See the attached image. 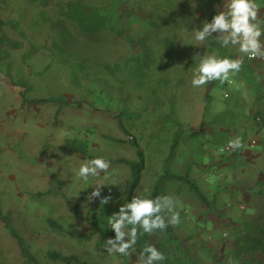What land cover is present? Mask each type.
<instances>
[{
	"label": "rangeland",
	"instance_id": "rangeland-1",
	"mask_svg": "<svg viewBox=\"0 0 264 264\" xmlns=\"http://www.w3.org/2000/svg\"><path fill=\"white\" fill-rule=\"evenodd\" d=\"M70 2L107 14L110 28L80 25L67 13ZM256 2L264 18V0ZM222 9L223 0L0 2V264H22L2 215L39 256L56 249L100 264H136V249L109 254L93 228L110 227L108 216L134 195L176 198L181 224L174 229L203 262L218 245L231 249L228 231L207 227L206 216L219 223L218 214L183 180L192 169L203 189L216 186L211 196L219 188L217 209L237 221L252 206L248 186L264 172L250 81L264 78V64L250 68V77L241 70L231 85L191 84L197 54L239 55L233 46L210 50L209 39L195 45L193 30ZM236 136L245 147L221 155ZM95 157L110 162L108 172L76 176ZM124 160L139 163L138 181ZM96 183L105 184L108 204L88 200Z\"/></svg>",
	"mask_w": 264,
	"mask_h": 264
},
{
	"label": "clouds",
	"instance_id": "clouds-1",
	"mask_svg": "<svg viewBox=\"0 0 264 264\" xmlns=\"http://www.w3.org/2000/svg\"><path fill=\"white\" fill-rule=\"evenodd\" d=\"M260 10L256 0H223V9L218 10L211 21L206 20L202 28L193 30L195 45H205L210 37H214L224 47H236L239 53L236 58L197 54L199 62L191 80L193 87L199 88L215 81L231 85L233 78L241 71L245 57L264 60V18ZM244 147L241 136L227 143L230 151ZM110 166L107 159L95 157L80 164L75 174L87 180L90 176L99 177L101 173H107ZM103 185L94 184L93 191L87 197L90 202L99 198L101 205L109 203L111 196L101 194ZM178 207V200L171 195L155 198L134 195L129 202L120 206L119 211L108 216V225L115 236L105 241V249L109 254L132 255L141 235H153L169 226L178 227L181 224ZM165 259L162 251L148 243L143 246L136 264H161Z\"/></svg>",
	"mask_w": 264,
	"mask_h": 264
},
{
	"label": "trees",
	"instance_id": "trees-1",
	"mask_svg": "<svg viewBox=\"0 0 264 264\" xmlns=\"http://www.w3.org/2000/svg\"><path fill=\"white\" fill-rule=\"evenodd\" d=\"M84 6L85 4H83V2H70L68 3L67 13L72 19L84 27L97 30L110 28V24L108 25L109 17L107 14L98 11L94 12L90 7L87 9V7L85 8ZM179 17L181 16L179 15ZM127 39L130 43L136 46L137 38L135 36H129ZM0 41H2V39ZM209 42L210 50L214 51L216 47H219V43L215 39L209 38ZM225 56L235 58L234 55L223 53L222 57ZM244 59H246V61L244 60L241 70L248 77H250V68H257L260 67L261 64H264V62L249 60L246 57ZM107 63L108 62L104 63L106 67ZM107 72L109 71L107 70ZM134 72L135 70L131 71L132 74ZM255 78L256 77H250V81L253 80L252 82L256 84L254 103L257 105V108L253 117L255 123L259 125V130H257L258 132L256 131L255 134H260L259 142L264 150V78L261 81L254 80ZM213 83L215 85L220 84L219 81H215ZM36 101L46 102L48 99L38 98ZM67 102L80 103L81 101L68 100ZM174 146L175 144H173L172 147ZM77 149L80 150L82 148L78 147ZM201 152L204 153L203 151ZM220 152L221 155H226L231 152L232 157L236 151L221 149ZM139 153L143 156L142 151ZM124 161L131 165L133 169L134 181H138L140 179L139 163L131 160ZM191 172L192 169L188 170V175H186V178L184 179L183 175H179L178 178L180 180H185V183L189 185L190 189L195 193L197 198L205 204V206H207V211L218 214L221 220L219 223H216L215 218L206 216L208 224L207 227L210 228L213 233L216 231H228L233 238L232 241H230L231 249L225 253L222 246L218 245L210 260L203 262L202 257L197 256L189 246L184 245L183 236H180L175 231L174 227L169 226L166 230L158 231L153 235H141L135 246L138 253L140 254L145 244L151 243L166 256V259L161 262V264H228V260L231 257L230 255H232L236 264H264V172L256 177L255 182L251 186H248L249 189L245 192V195L249 197L252 206L251 208H247V211L242 214L240 216L241 218L237 221H234L231 217H229V215L226 216L221 210L217 209L218 207L216 203L219 188L214 190V194L211 196L208 192L210 190L209 188L213 190L212 188H215L216 186L211 184L212 187L208 185L209 188L206 187L203 189L198 183V180L190 179L189 173ZM236 200L239 201L238 198H236ZM207 211L205 212L206 215L209 213ZM2 218L7 220L6 226L17 240L22 264H100L98 262H91L81 258L80 256L67 254L56 249L48 250L43 257L39 256L31 249L25 237L20 235L18 231L10 225L7 217L2 215ZM218 225H221V227H218ZM93 228L99 236L104 239L115 236L114 231L110 227H102L97 222L93 224Z\"/></svg>",
	"mask_w": 264,
	"mask_h": 264
},
{
	"label": "built area",
	"instance_id": "built-area-1",
	"mask_svg": "<svg viewBox=\"0 0 264 264\" xmlns=\"http://www.w3.org/2000/svg\"><path fill=\"white\" fill-rule=\"evenodd\" d=\"M247 58V57H246ZM253 60H256L258 62H264V60H260V59H253ZM255 141V140H254ZM222 150H228L227 149V143L221 148Z\"/></svg>",
	"mask_w": 264,
	"mask_h": 264
},
{
	"label": "crops",
	"instance_id": "crops-1",
	"mask_svg": "<svg viewBox=\"0 0 264 264\" xmlns=\"http://www.w3.org/2000/svg\"><path fill=\"white\" fill-rule=\"evenodd\" d=\"M5 0H0L1 3H4ZM2 23V20H0V24ZM7 38V37H6Z\"/></svg>",
	"mask_w": 264,
	"mask_h": 264
}]
</instances>
